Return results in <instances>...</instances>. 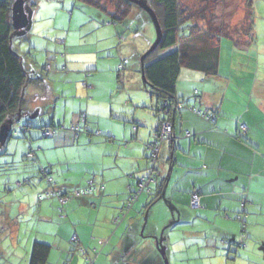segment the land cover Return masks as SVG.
Returning a JSON list of instances; mask_svg holds the SVG:
<instances>
[{
    "label": "crops",
    "instance_id": "crops-1",
    "mask_svg": "<svg viewBox=\"0 0 264 264\" xmlns=\"http://www.w3.org/2000/svg\"><path fill=\"white\" fill-rule=\"evenodd\" d=\"M251 10L254 41L235 35L239 43L235 41L228 72L223 71L222 65L220 69V56L217 75L182 69L176 87L183 107L167 116L173 124L174 138L163 142L160 147L157 169L154 170L155 182L133 202L120 223L115 222L116 218L126 209L132 191L138 188L139 178L151 173L152 164L146 147L153 140L162 117L154 109L157 98L151 95L150 105L146 104V99L143 100L146 102L125 100L121 104L114 98L115 86L101 98L104 80L97 76V72L92 73L98 70L96 62L90 63L92 69L88 68L85 74H70L67 70L72 64L69 65L70 61L45 63L43 68L58 75L49 81L63 86L53 94L48 93L47 97L43 87L45 79L41 85L27 86L24 108L31 98L35 99L30 111H36L34 115H44L51 121L44 125L30 122L24 139L33 142L54 135L50 140L39 141L40 149L77 147L79 153L70 162L85 169L51 171L52 165L45 159L46 155L33 149L29 153L33 155L28 154L26 158L49 164L42 166L40 172L47 168L53 185L43 175L47 187L42 192L56 187L71 193L91 179L98 190L72 197L63 212L55 197L47 201L38 199L37 210L33 212H30L33 203L21 202L19 215L27 212L47 225L39 228L40 234H44L43 230H51L48 224L56 223L53 233L57 236L65 227L71 243L72 236L77 234V250L93 249V254L97 244L88 240V226L103 232L101 237L109 236L108 243L102 246V251L109 253L110 238H115L117 233L115 223L117 226L127 223L120 244L122 257L130 255L133 259L130 264H145L152 251L148 252L142 246L144 242L151 245L149 242L159 238L162 228L163 233L169 231L172 252L182 256L181 260L175 258L174 264H264V0H253ZM110 77L108 82L112 86L118 84V74L117 81ZM60 99H64L62 106ZM61 107L63 115L59 118L57 112ZM192 107L212 111L216 117L208 120L198 116ZM117 119H122L121 128L114 123ZM56 123L57 127L62 123L61 130L52 131L50 136H42L41 131H36L53 127ZM241 124L247 125L246 132ZM72 125L84 128L80 132L65 129ZM105 133L116 136H106ZM103 135L106 139L102 138ZM118 137L122 144L114 154ZM30 145L34 146V143ZM68 172L72 175H67ZM29 182L32 180L26 179L21 186ZM193 191H197L201 198L198 208L191 207ZM140 205L145 211L141 212L142 217H131ZM156 214H159L158 220ZM149 218L148 240L142 241L141 227L145 220V229L149 226ZM8 219L13 218L9 216ZM31 250L26 251L24 258H29ZM64 251L54 253L51 248L47 264H65ZM74 256H71L73 261ZM91 258L94 259L92 264H110L109 258L101 257L100 253L95 252ZM125 262L126 259L122 258V264ZM111 264H121V261Z\"/></svg>",
    "mask_w": 264,
    "mask_h": 264
},
{
    "label": "rangeland",
    "instance_id": "rangeland-1",
    "mask_svg": "<svg viewBox=\"0 0 264 264\" xmlns=\"http://www.w3.org/2000/svg\"><path fill=\"white\" fill-rule=\"evenodd\" d=\"M99 1L111 11L117 10L116 0ZM247 2L248 0H182L186 8L195 12V22L203 29L214 31L218 30L219 27L227 26L231 30L230 32H225L230 36L222 34L217 39L218 44L221 45L220 69L222 65L225 72L229 71L228 62L232 59L235 41L238 42L235 39V35L238 34L243 38H247L244 32H240L248 24L249 7ZM25 9L29 15V24L25 28L17 30L13 35L12 47L23 57V64L32 76H43L45 78L43 87L46 97L48 93L53 94V92L61 89L63 84L60 85V83L49 81L50 79L58 78V75H53L52 72L49 73L43 68L42 66L45 63H53L55 60L70 61L69 65L70 63L72 64L67 67V70H70V74L72 72L85 74L93 61L97 63L95 65L96 67L98 66V70H94L92 73L97 72V76L104 80L101 87L103 92L101 98L106 95V92L114 90L113 87L115 86L114 98L118 101L120 100L121 104L125 100L139 102L144 99L148 101L143 102L148 105L151 104V88L143 80L141 58L155 41L156 29L150 15L146 11L138 5H133L130 15L123 23L111 24L105 12L100 11L95 5L84 0H26ZM167 52H169L168 49H161L156 54L161 56ZM75 61L77 62L75 63ZM120 64L124 65L123 70H121L122 82L112 86L108 80L111 79L110 76H113L115 81H117L116 77ZM61 80V83H63V79ZM29 94L32 95L30 91ZM26 95L29 98L27 93ZM34 100L31 98L26 107L22 108V115L17 121L13 116L8 117L6 123L10 124L11 135L4 144L0 143V264H19L20 260H22L20 264H28L31 251L29 252V258H24V256L26 251L32 248L34 241L51 245L54 253L65 250V264H92L87 261L86 257H93L95 252L100 253L103 258H109L110 264L118 261H121L122 264V258L126 259L124 264H127V261L128 264H130L129 261L134 262L130 255L122 257V244L120 243H122L124 231L128 228L127 223L123 224V226L122 224L117 226L115 223L114 229H117V233L115 238H112L113 236L110 238L111 246L109 245L108 248L110 247L111 251H107L109 253L102 251V245L99 244V240L108 239L109 236L101 237L103 232L95 231L91 226H88V240L97 244V249H95L93 254V249L86 248L84 252L77 250L73 242L71 243L67 239L68 231L65 227L57 236L53 233L57 228L56 223L48 224L51 230H43L44 234H40L39 228H45L47 225L40 223L34 215L30 217L27 212L19 215L21 202L33 203V210L30 211L33 212L37 210L38 197L46 193L42 192V189L45 186L47 187L46 180L40 174L42 166L51 164V171H83L85 169L84 166L74 165L73 162H70L71 158L79 153L77 147H48L49 149L44 147L43 150L40 149L38 142L50 140L54 135L51 138L41 137L33 142L24 139V133L18 129L19 125L26 126L33 121L44 125L49 124L51 121V119L45 118L44 115L32 117L36 113V111H30ZM63 100H59L61 106L64 102ZM57 115H59V118L62 117V107L58 110ZM114 123L117 124V128H121L119 123H122V119L121 121L117 119ZM106 124L109 125L107 120ZM55 126L57 127L58 123ZM48 127L53 131L52 127ZM37 128H39V125ZM66 128L69 129L70 126ZM45 129L46 127H43L36 131L37 133L41 131L43 136ZM58 129L60 128L58 127ZM105 135L116 136L108 133H105ZM102 138L106 139L104 135ZM30 143H34V146L30 145ZM115 143L117 144L113 148L114 154L119 151L118 145L122 144V139L118 137ZM30 149L36 150L38 154H45L46 158H44L49 160L50 163L44 164L39 159L35 162L33 159L26 158L32 152ZM29 175H31V178ZM67 175L71 176L72 174L68 172ZM53 176L55 178L56 175L54 174ZM26 179H30L32 182L21 187L17 185L18 181L22 182ZM49 199H54V197L45 196V201ZM136 210V214H132L133 216L131 217H138V215L142 217L141 212L145 211L141 208V205ZM102 213H105V211L103 210ZM158 215H155L157 220L159 219ZM9 216L13 219L9 220ZM145 222L146 220L143 221L141 227L144 237L142 241L148 240L147 236L151 230V222L146 229ZM162 230L163 228L158 233V239L162 241L161 246L165 249L169 264H174L175 258L181 260L182 256L175 255L172 252L168 239L169 231L167 230L163 233ZM152 242H149L151 245L144 242V246H142L146 247L148 252L152 251V255L148 256L145 264H155V261L157 264L158 262L159 264L160 262L165 264L161 250L157 246V240H152ZM114 245H116L115 251H113ZM73 254H75L74 261L71 258ZM77 257L78 259L80 258L79 261H77ZM47 263H49V260Z\"/></svg>",
    "mask_w": 264,
    "mask_h": 264
},
{
    "label": "trees",
    "instance_id": "trees-1",
    "mask_svg": "<svg viewBox=\"0 0 264 264\" xmlns=\"http://www.w3.org/2000/svg\"><path fill=\"white\" fill-rule=\"evenodd\" d=\"M14 1L0 0V128L6 123L8 117L13 116L17 121L22 115L27 86L41 85L45 79L43 76H32L23 64V57L12 47V37L16 33L12 25V5ZM84 1L95 5L100 11L105 12L111 24L123 23L130 15L133 5H136L129 0H116L117 10L111 11L99 0ZM145 1L155 11L163 32L160 44L155 50L146 55L143 69L146 83L151 88V95L157 98L154 109L162 114L160 124L155 130L156 133L162 122L168 120L167 116L175 111V104L182 105L178 99L176 87L182 69L199 71L205 75H217L220 56V47L217 39L220 35L226 34L225 32H230L231 30L227 26L219 27L218 30L214 31L203 29L195 22V12L186 8L182 0ZM252 1L248 0L247 2L249 7L248 24L244 27V30H240L241 33H245L247 41H254L255 37L252 19L253 12L251 10ZM161 49H168L169 52L159 56L156 52ZM123 68L124 65L122 64L118 70V81L120 83L122 82L121 70ZM192 108L199 109L197 107ZM166 110L167 113L165 114ZM29 125L18 126L24 136ZM61 126L60 124L59 128ZM72 126L69 128L70 130H72ZM47 128L49 127L46 126ZM52 128L53 131L58 129L55 126ZM40 174L41 176L44 175L41 172ZM51 189L49 188V190ZM51 248V245L47 243L35 241L32 246L29 264H47Z\"/></svg>",
    "mask_w": 264,
    "mask_h": 264
},
{
    "label": "built area",
    "instance_id": "built-area-1",
    "mask_svg": "<svg viewBox=\"0 0 264 264\" xmlns=\"http://www.w3.org/2000/svg\"><path fill=\"white\" fill-rule=\"evenodd\" d=\"M175 110L182 108L181 104H175L174 106ZM193 110V112L201 117H204L208 120H213L215 119L216 115L214 112L209 111V110H205V111H201L199 109L196 108H191ZM165 114L167 113V110L164 112ZM241 128L244 132L247 131L248 127L246 124H241ZM83 129V127L81 125H76V126H72V130L76 131V132H80ZM52 133V130L50 128L45 129L44 131V135L45 136H50ZM98 134H100V131H97ZM174 138V131H173V124L170 120H164L159 128V130L154 134L153 140L150 141L147 144V152H148V160L149 162L152 164L151 166H157V163L159 161V154H160V147L162 145L163 142L168 141V140H172ZM30 156H32L33 154H29ZM47 171L48 169L45 168L42 170V173L44 174L47 182L50 185H53V181H52V177L47 175ZM155 182V176H154V170H151V173L148 176H142L141 178H139V182H138V188L133 192L132 191V187H130L132 194L130 197V200L128 202V204L126 205V209H124L122 211V214L119 215L116 218V223H120L122 221V219L124 218L126 212L132 207L133 202L135 200L138 199L139 195L146 189L149 187V185ZM18 185H21L22 183L20 181H18L17 183ZM103 187V186H102ZM98 190V187L96 186V183L94 180H89L87 181L86 185H84L83 187L80 188H76L74 189L71 193H65L62 190L58 189V188H52L51 190L47 191L44 195H41L39 197L40 200H42L43 198H45V196L47 197H56L59 202H60V210L63 212L64 211V206L66 205V203L72 198V197H81L83 195H87L90 193H93L95 191ZM200 195L198 194L197 191H193L192 195H191V207L193 208H198L201 205V201H200ZM239 219H241V216L238 217ZM73 243H77L79 241V238L77 236V234H74L71 238ZM99 243L104 246L105 244L108 243L107 239H101L99 240ZM81 251H84V249L82 248ZM87 261L89 263H93L94 259L87 256L86 257Z\"/></svg>",
    "mask_w": 264,
    "mask_h": 264
},
{
    "label": "water",
    "instance_id": "water-1",
    "mask_svg": "<svg viewBox=\"0 0 264 264\" xmlns=\"http://www.w3.org/2000/svg\"><path fill=\"white\" fill-rule=\"evenodd\" d=\"M25 1L26 0H15L12 5V25L16 31L19 29L25 28L29 24V15L26 13ZM129 1L138 5L140 8H142L144 11H146L150 15L154 23L155 29H156L155 41L152 43L151 47L146 51V53H144V55L141 58L142 77H143V80L146 82V78L143 72L144 59L148 53L155 50L157 46L160 44L162 37H163V32H162V29H161V26H160V23H159V20H158V17L155 11L145 0H129ZM35 116L36 115H33L32 117H35ZM10 130H11V127H10V124L8 123H4L1 126L0 128V143L1 144H4L10 138V135H11ZM156 169H157V166L155 167L151 166V170H156ZM156 240L158 242L157 246L161 250L165 264H169V260L166 257L165 249L161 246L162 241H160L158 238H156Z\"/></svg>",
    "mask_w": 264,
    "mask_h": 264
}]
</instances>
